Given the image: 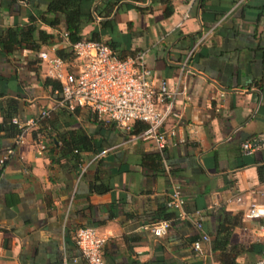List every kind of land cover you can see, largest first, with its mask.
Masks as SVG:
<instances>
[{
    "label": "crops",
    "instance_id": "1",
    "mask_svg": "<svg viewBox=\"0 0 264 264\" xmlns=\"http://www.w3.org/2000/svg\"><path fill=\"white\" fill-rule=\"evenodd\" d=\"M49 2L0 0V158L13 150L0 163V264H88L75 238L85 226L107 237L105 264H256L264 218L246 210L264 201V149L242 145L264 135V0H93L85 38L110 13L117 53L145 52L155 84L166 80L177 92L163 149L138 136L145 123L125 131L90 108L61 104L40 56L68 45ZM14 118L37 121L23 143ZM75 130L91 141L76 150L79 164ZM174 185L187 217L175 211L168 233L155 236L143 225L166 219ZM199 214L212 239L221 223L232 227L225 253L211 242L195 249Z\"/></svg>",
    "mask_w": 264,
    "mask_h": 264
},
{
    "label": "built area",
    "instance_id": "2",
    "mask_svg": "<svg viewBox=\"0 0 264 264\" xmlns=\"http://www.w3.org/2000/svg\"><path fill=\"white\" fill-rule=\"evenodd\" d=\"M65 40L68 34L63 33ZM198 43L188 52L184 65L196 51ZM74 58L67 61L59 55L42 52L40 54L45 75L60 83L57 92L61 95V104L71 108H90L99 116H107L119 128L131 131L134 122L146 124L145 129L138 135L140 138L154 139L160 149L165 147V132L163 126L169 116H177L173 111V98L176 91L172 90L166 80L157 86L152 78V70L146 64L145 52L127 58L119 57L104 41L85 38L72 45ZM158 103L166 105L165 111L157 108ZM50 114L49 109H44L41 118ZM13 122L22 128L17 142L25 141L28 129L37 123L30 121L21 125L18 119ZM39 153L46 149L43 138L37 141ZM244 152L253 153L264 149V135L258 141H246L242 145ZM13 152L9 149L6 155L0 158V163H5ZM167 166V165H166ZM168 168V166H167ZM264 194V191L262 192ZM242 201V197H237ZM185 197L179 185H174L171 193L170 205L177 211L178 219H185ZM246 216L253 219L264 218V201L256 200L248 204ZM172 226L170 219L153 221L143 225L155 236H163ZM195 226L201 237L194 243L195 249L200 250L203 242H210L211 238L204 229L203 217L195 221ZM259 237L264 245V223L259 227ZM76 244L88 264H105L103 249L107 237L101 234L94 226H85L76 233ZM256 264H264V249Z\"/></svg>",
    "mask_w": 264,
    "mask_h": 264
},
{
    "label": "trees",
    "instance_id": "3",
    "mask_svg": "<svg viewBox=\"0 0 264 264\" xmlns=\"http://www.w3.org/2000/svg\"><path fill=\"white\" fill-rule=\"evenodd\" d=\"M138 2V1H135ZM111 1L108 3L111 5ZM139 4L141 2H138ZM93 0H50L49 6H48V13L53 14L54 18L51 19V24L54 26H58L61 22L60 18L58 17V14L62 15L64 18V24H65V32L68 34V39L66 40L68 45L66 47H62L61 49L57 50V55L62 57L63 59L67 61H72L74 58V52L72 50V45L76 42L85 39L84 34V26L83 22L85 19L93 20ZM110 11V10H109ZM108 11V12H109ZM109 15H104V19L101 21V28L99 30H96L92 33V38L99 41L106 42L112 50L121 58H127L130 56H136L138 52H132L130 51L128 54H122L117 53L119 43L116 38H114L112 32L115 27V21L114 18H109ZM23 34V32L21 33ZM105 34H109L113 36L112 38L108 39L107 41L103 39V36ZM16 37V36H15ZM130 55V56H129ZM49 79V83H51L55 90H58L61 88V85L58 81L53 80L51 78ZM13 126H16L15 134L19 136V134L22 132V128L16 123L12 121ZM143 131V130H142ZM141 131V132H142ZM70 134V141L73 142L75 149L72 151L74 153V159L76 160V163L81 162L80 155L77 151H80V145L83 146V148H91V141L89 140L88 136L83 131H71ZM68 141V140H67ZM81 146V147H82ZM94 189L104 192L107 191L110 187L106 184H93ZM172 211H169L166 209V214H164V217L166 219H170L176 216V209L171 206ZM174 211V212H173ZM205 229V227H204ZM232 227L226 223H221L219 226V229L215 233V235L211 238V246L213 250L220 251L222 253H225V251L230 246V237L232 234ZM206 231V230H205ZM201 237V233H199L194 239L193 244L199 240Z\"/></svg>",
    "mask_w": 264,
    "mask_h": 264
}]
</instances>
